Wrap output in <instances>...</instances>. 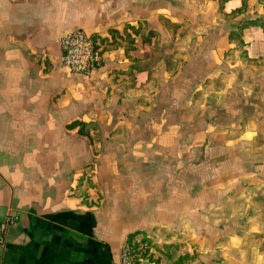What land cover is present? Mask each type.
<instances>
[{"label": "crops", "instance_id": "1", "mask_svg": "<svg viewBox=\"0 0 264 264\" xmlns=\"http://www.w3.org/2000/svg\"><path fill=\"white\" fill-rule=\"evenodd\" d=\"M188 4L0 0V222L13 218L0 264H115L129 244L145 264H264V110L227 102L229 79L213 87L240 23L205 24L216 70L193 89L175 64L188 55L150 62L159 19L181 28ZM77 28L114 43L86 75L58 62ZM241 40L264 59L261 27Z\"/></svg>", "mask_w": 264, "mask_h": 264}, {"label": "rangeland", "instance_id": "2", "mask_svg": "<svg viewBox=\"0 0 264 264\" xmlns=\"http://www.w3.org/2000/svg\"><path fill=\"white\" fill-rule=\"evenodd\" d=\"M234 1L236 0H229L224 6L225 9H229L236 5ZM187 2L193 10H189L187 17L182 22L181 28L179 27L180 24L179 26L172 27L167 18L163 17V19H159L162 28L155 36V41L156 38L158 39V46L151 50L152 54L150 62L154 61L156 69H162L160 66L164 65L167 69L171 70L173 66L172 58L176 59L179 55L183 54L185 55L184 58H186V55H188V62H182V60L180 63L176 61L175 64H181V67L184 70L183 73H190L185 77L192 78L191 88L193 89L195 83L201 82L204 79H206L205 81L209 80V78L205 77L206 73L211 75L216 70L215 67L211 65L210 60H208L211 48L205 44L198 45V36H208V26L214 25L215 23L212 24L213 21L218 19L220 20L218 22L222 25L224 32H228L232 27H235L238 23H241L248 18H260L261 23L264 25V0H247L246 7L240 9L243 11L237 12V15L227 14V12H221L219 14L213 13L217 7L216 0H187ZM195 8H200V12H195ZM203 10L204 12L201 13ZM206 23H208V26H205ZM203 29L205 31H202ZM107 44L111 47L114 43L107 40L106 45ZM246 53L245 45H239L236 42H232L231 46L225 49L223 55L224 59L221 65L223 77H218V83H214L213 87L215 88L217 85L224 86L229 79L230 85H232L230 88L233 89L237 96H234V93H228L227 95L229 96H225L227 102L233 103L237 101L238 103L240 102V104L245 105L244 115L251 117V107L253 106H250V104L254 103L256 104V107L264 110V59L251 61L247 59ZM252 72L256 77H253L252 80H250L249 76L253 75ZM193 75H197V77ZM183 78L184 77L176 79V86L182 83V80H184ZM250 87L254 89H250ZM246 92L247 94H245ZM246 97L247 100H245ZM202 99L203 98L199 96L196 98H188V100L192 102V105H194V103L201 104L203 101ZM194 107L195 105L192 106L191 109H194ZM241 115H243V111L238 114L237 117H234L235 123L240 120L242 117ZM262 123H264V121ZM262 126L260 128L261 134L257 142L258 145L263 148L264 125Z\"/></svg>", "mask_w": 264, "mask_h": 264}, {"label": "built area", "instance_id": "3", "mask_svg": "<svg viewBox=\"0 0 264 264\" xmlns=\"http://www.w3.org/2000/svg\"><path fill=\"white\" fill-rule=\"evenodd\" d=\"M61 54L59 64L70 73L86 75L100 67L104 60L106 41L96 33H89L82 28L69 31L58 39ZM13 222L6 217L0 222V246L5 241L7 227ZM115 264H145L139 251L132 245H126Z\"/></svg>", "mask_w": 264, "mask_h": 264}, {"label": "trees", "instance_id": "4", "mask_svg": "<svg viewBox=\"0 0 264 264\" xmlns=\"http://www.w3.org/2000/svg\"><path fill=\"white\" fill-rule=\"evenodd\" d=\"M226 0H220L221 4L223 2H225ZM247 5V0H241V8H239L238 10L240 11V9L245 8ZM248 26H259L262 28L263 32H264V25L261 23V19L260 18H254V19H248V20H244L240 23V25H238L236 27L235 30L231 31L229 33V39L231 40H236V42L239 45H243L242 40H241V31L248 27Z\"/></svg>", "mask_w": 264, "mask_h": 264}]
</instances>
